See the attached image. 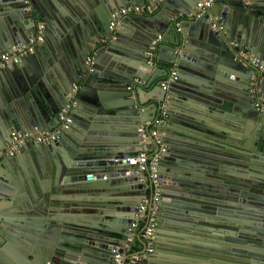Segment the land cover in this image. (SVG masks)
Returning a JSON list of instances; mask_svg holds the SVG:
<instances>
[{
  "label": "water",
  "instance_id": "water-1",
  "mask_svg": "<svg viewBox=\"0 0 264 264\" xmlns=\"http://www.w3.org/2000/svg\"><path fill=\"white\" fill-rule=\"evenodd\" d=\"M67 1L0 0V52L36 36L43 23V40L0 71V149L18 130L58 127L79 84L58 139L0 156V264L108 261L111 232L127 230L149 182L126 157L139 150L137 128L166 92L162 212L154 250L139 263L264 264V115L254 107L264 70L233 47L240 42L264 65V0H213L198 15L197 0H158L154 13L123 16L113 28V10L155 0ZM61 4L72 6L68 14ZM171 68L177 78L163 89ZM135 77L144 85L128 89ZM179 100L178 112L171 104ZM213 114L227 129L209 120ZM104 122L121 140L108 129L104 136ZM209 134L227 146L214 148ZM18 235L29 237L18 245Z\"/></svg>",
  "mask_w": 264,
  "mask_h": 264
},
{
  "label": "built area",
  "instance_id": "built-area-1",
  "mask_svg": "<svg viewBox=\"0 0 264 264\" xmlns=\"http://www.w3.org/2000/svg\"><path fill=\"white\" fill-rule=\"evenodd\" d=\"M213 3V0H197L196 11L197 15L209 8ZM158 7V0H155V4H129L123 7H119L113 10L111 14L112 21H110V27L113 28L116 25V20L130 14L136 15H148L156 11ZM38 34L36 36H30L29 39L21 44L16 45L11 51L0 52V71L6 68H11L17 64L21 57L30 54L34 50V46L37 42L43 40V23H37ZM223 26L219 25L218 29H222ZM217 29V28H216ZM161 40V34H157L156 38L152 40L150 45L149 55ZM233 47L236 49L237 55L245 61V63L256 67L258 70L263 71L264 65L260 63V60L250 51H248L240 42L233 41ZM91 56H87L86 62L90 63ZM176 72L171 68L169 72L164 76L161 81V86L165 89L168 84L176 80ZM144 81L139 77H135L131 84L127 86L128 89L134 86L144 85ZM79 88V84L75 82L72 85L71 92L68 96L72 99L70 104L62 108L59 112L60 124L54 130H35V131H16L12 134L13 143L5 149H0V156L3 155H14L18 152L19 148L29 143L35 144H48L54 142L59 138V134L62 129L68 128L71 117L70 111L75 107L76 102L74 101L75 93ZM170 101V94L165 93L164 97L160 100V108L157 114L150 118L142 121L137 130L140 137V148L136 154L126 157V163L131 165L132 170L136 174H147L149 182L145 184L144 191L148 193L145 198L141 200L137 206L134 219L128 226V233L126 237L127 245L132 241L135 235L139 236L146 244L147 247L140 253H136L130 257L125 255L123 248L113 246L111 249L112 258L109 264H139L143 257H146L149 253L153 252L154 244L153 241L156 236V230L158 227V217L160 206L162 203L161 194V183L159 176V164L163 153L167 150V143L164 141L162 136V127L168 124L169 120V109L168 103ZM254 107L260 113L264 115V95H260L254 102ZM151 138V140H150ZM152 141V143H151ZM142 221L143 225L140 226L139 222Z\"/></svg>",
  "mask_w": 264,
  "mask_h": 264
},
{
  "label": "crops",
  "instance_id": "crops-1",
  "mask_svg": "<svg viewBox=\"0 0 264 264\" xmlns=\"http://www.w3.org/2000/svg\"><path fill=\"white\" fill-rule=\"evenodd\" d=\"M40 1H46V3H48L47 1H49V0H40ZM81 1H83V3L85 2V0H81ZM63 2H68V1L67 0H63ZM60 3H62V2L60 1L58 4H60ZM61 7H62L63 11H65L66 13L68 12V9H70V10L72 9V6H70L69 4H64V5L61 4ZM87 8H89V7H87ZM161 37H162V34H161ZM167 37H169V34H168ZM170 37H171L170 39H172V36H170ZM163 78H164V76L161 78V80H163ZM183 106H184V104H183V101H181V100L173 102L171 104V108L177 110L178 112H179V110H181V107H183ZM205 112L208 113V110L205 111ZM169 113L171 114V111H169ZM209 120H211V122H213V124H215L216 126L222 128V129H227V126L224 124L223 118H220V117L216 116L215 114H213V116H209ZM104 125H106V126H103L104 127L103 128L104 129V136L107 135L108 130H110L113 133V135L110 134L108 136H110V138L112 140H115V141L121 140V137H123V136L121 134L115 132L114 125L106 124V122H104ZM177 125H178V128H179V123L178 122H176V126ZM210 133H212V132H210ZM218 134L222 135V133H220V132H218ZM100 135L102 136V134H100V132H98L97 136H100ZM224 136H226V135H224ZM207 140L212 141L213 142L212 146L214 148H216V149H220V148H223L224 146H227V142H228L227 138L221 139V138L216 137L214 135L212 136L211 134H209V136H207ZM29 144H31V143H29ZM115 148H118V147H115ZM15 155H17V154H15ZM18 155H21V154L19 153ZM145 193L148 195V193L146 191H145ZM161 212H162V210L160 208L159 216H160ZM166 221L169 222V219L167 218ZM139 224H140V226H142L143 222L140 221ZM159 224H158V226H159ZM21 225L25 226V227L27 226V225H25V223H20V226ZM162 225L164 226L165 224H162ZM115 227H119V226L117 224H115ZM157 229H158V227H157ZM168 230H169L168 228H162V231H168ZM127 233H128V228L124 232L112 231L111 232L112 238H110V241L113 242V243L110 245L111 249H112L113 246L121 247V248H123V251L125 252V255L128 256V257H130V256H132V255H134L136 253L142 252L144 250V245H143V242H142L143 240L140 239L139 236L135 235L133 237L132 241H130V243H128V245H127V241H126ZM28 237L29 236L24 238V237H21L20 235H18L17 238H16L17 239L16 242L18 243V245H21L22 242L27 240ZM160 239L161 240H159V242H162L165 245L167 237L165 235H162V236H160ZM36 243H37V241H36ZM162 252L166 253L165 251H162ZM111 258H112V252L110 251L109 254H108V261L105 262L104 264H109L111 262Z\"/></svg>",
  "mask_w": 264,
  "mask_h": 264
}]
</instances>
